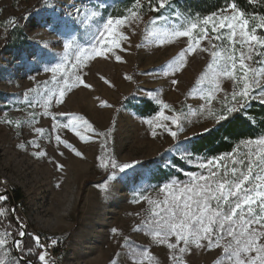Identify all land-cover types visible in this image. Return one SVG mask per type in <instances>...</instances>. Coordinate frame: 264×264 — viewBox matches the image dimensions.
I'll return each mask as SVG.
<instances>
[{"label":"rangeland","instance_id":"1","mask_svg":"<svg viewBox=\"0 0 264 264\" xmlns=\"http://www.w3.org/2000/svg\"><path fill=\"white\" fill-rule=\"evenodd\" d=\"M36 1L0 0V193L6 191V208L15 210L10 215L11 219L16 226L18 220L25 231L39 236L47 254H52L58 264H131L125 237L128 244L148 249L153 256L152 264H175L169 257L178 253L171 252L166 245L155 244L143 231L135 230L142 220L149 218L151 208L146 201L133 203L136 193L147 189L143 195L162 200L164 194L159 192L158 186L172 178L186 182L188 177L185 173L203 171L197 167L198 163L228 153L206 157L192 154L189 149V143L198 134L206 132L205 128L218 127L219 123L212 118L192 117L186 120L176 141L161 129H157V135L153 137L145 121L155 118L160 111L162 105L155 103L157 99L181 114L190 108L198 111L201 104L208 107L205 101L191 93L194 88L210 87L207 81L199 85L197 81L207 73L212 57L209 52L198 50L185 58L181 71L164 75L167 66L186 47L187 38L164 44L152 42L148 33L153 26L149 21L159 15L149 11L143 14L142 21L122 29L129 39L121 42L122 51L116 50L121 61L117 62L114 56L86 61L80 75L91 88H74L66 93L63 104L49 109L51 112L79 115L95 129V134L89 133L92 138L87 142L80 141L67 130L60 132L62 138L82 153L77 157L63 145H56L51 138V117L41 116L45 89L55 87L51 74L45 73L44 69L64 56L65 39L75 37L79 43L87 44L101 26L99 18L81 23L84 10L96 9L106 19L112 16L110 10L121 0H45L42 7L25 14L18 29L16 17ZM175 13L177 11L170 7L161 14L174 19ZM64 21L69 22L68 29L64 28ZM7 29L11 30L8 45L5 43ZM222 31L226 34V30ZM209 32L211 35L210 29ZM223 45L227 46L226 40ZM202 46L211 50L208 41L202 42ZM101 76L110 81V85L105 84ZM126 76L131 79H126ZM172 79L178 80V84L173 85ZM45 81H48L46 85ZM220 84L223 91L216 93L211 105L217 112L221 111L225 96L230 100V94L236 87L226 78H222ZM30 88L36 91L29 93ZM127 97L134 98L135 105L140 104L139 98L149 99L158 110L141 116L131 105L121 103ZM28 101L39 106L31 108ZM101 102L110 107H102ZM254 102L260 104L252 100L249 107L241 111L252 124L255 121L246 110ZM32 112L36 113L38 122L28 124L26 122ZM165 114L172 115L167 110ZM58 119L63 121L65 117ZM5 120L13 123L6 124ZM17 121L21 122L19 128L16 127ZM34 127L45 129L43 137L36 136ZM104 133L108 134L107 141L102 135ZM261 138H264V130L251 140ZM33 139L37 140L38 148L28 144ZM246 141L238 143L230 152L235 150L237 158H244L246 153L257 147L246 144ZM20 144L25 147H18ZM105 145L107 151L104 150ZM185 150L192 154L191 162L179 158ZM37 151H45L47 155L37 158L33 155ZM109 156L119 163H138L114 183L112 194L105 198L99 186L110 169L100 167L97 157L107 159ZM174 159L185 167L176 165ZM225 163L230 165L231 160ZM57 164L63 165L62 169L57 170ZM164 171L172 175L157 181L163 177L161 173ZM18 192L21 197L14 200L13 196ZM113 228L118 230L117 235H113ZM3 230L0 227V231ZM12 231L15 233L16 229L12 228ZM52 240L58 243L52 246ZM35 248L40 254L42 249L36 243ZM9 251L14 259V249L9 247ZM221 251L194 249L183 254L182 258L185 264H216ZM8 259L0 249V261Z\"/></svg>","mask_w":264,"mask_h":264},{"label":"snow or ice","instance_id":"2","mask_svg":"<svg viewBox=\"0 0 264 264\" xmlns=\"http://www.w3.org/2000/svg\"><path fill=\"white\" fill-rule=\"evenodd\" d=\"M257 2L258 0H248L249 4ZM146 4L147 11L161 13V10L171 7V0H146ZM144 9L145 0H132L131 5L125 9V14L108 16L106 19L96 9L84 10L81 13V23L99 18L102 21L101 26L87 44L79 43L75 37L65 39L64 56L57 63L44 69L45 73L51 74V82L55 87L45 89L41 116L51 117L53 121L51 138L56 145H63L77 157H81L82 153L62 138L60 132L67 130L80 141L87 142L92 138L89 133L95 134V129L88 120L79 115L51 112L49 109L54 105L63 104L66 93L72 89L80 86L91 88V85L80 75V69L86 66V61L97 57L109 59L112 56L117 62L121 61L122 58L116 54V50L122 51L121 42L129 39L122 29L142 21ZM249 16L259 23L252 26ZM174 17L171 19L161 14L152 18L149 23L153 27L148 35L152 38V42L158 44L181 37L187 38L186 47L167 66L164 75L181 71L185 58L198 50L209 52L212 62L207 65V73L200 77L197 84L207 81L210 87L194 88L191 93L205 101L208 107L201 104L198 111L190 108L186 113L181 114L162 100H155V103L162 107L155 118L145 121L153 137L157 135V129H161L176 141L184 130V122L192 117L212 118L216 123H220L226 121L232 114L248 108L252 100L264 105V35L257 34L258 29H264V15L255 12L246 13L238 7L235 0H232L225 8L202 18L183 16L181 13H175ZM63 26L68 29L69 22L64 21ZM222 30H226V34ZM225 40L227 46L223 45ZM204 41H208L211 50L202 46ZM214 41L219 43H213ZM70 56L74 59H69ZM125 78L131 79L127 76ZM222 78L231 80L236 87L230 94V100L227 95L225 96L222 109L217 112L211 105L216 99V93L223 91L220 84ZM100 79L110 85V81L104 77L101 76ZM47 83L48 81H45V85ZM171 83L176 85L178 80L172 79ZM34 91L36 89H28L29 93ZM25 98L27 99V93ZM28 105L31 108L39 106L31 101H28ZM101 106L110 107L104 102H101ZM165 110L172 115H166ZM29 116L30 120L26 123L38 122L35 112L29 113ZM58 117H65V120L62 121ZM4 123L11 125L13 122L5 120ZM20 126L21 122L17 121L16 127ZM205 131L209 129L205 128ZM33 132L37 137H43L45 129L34 127ZM102 135L107 141L108 134ZM28 144L39 147L36 139L28 141ZM246 144H255L257 147L246 153L244 158H237L233 150L226 155L198 163L197 167L203 171L185 173L188 177L186 182L172 178L158 186L159 192L164 194L162 200H153L143 195L147 189L136 193L133 203L146 201L151 208L149 218L142 220L135 230L143 231L155 244L166 245L171 252L178 253L169 257L175 264H185L183 254L194 249L209 252L221 249V256L216 264H264V138L248 140ZM18 147L24 148L25 145L20 144ZM104 150L107 151L106 145ZM176 150L179 151V146ZM33 155L40 158L47 153L37 151ZM60 155H63V152ZM191 157L192 154L185 150L180 153L179 158L191 162ZM97 159L100 167L110 169L109 175L99 186L105 198L112 194L114 183L138 163L136 161L119 163L112 156L107 159L104 157ZM229 159L230 165L225 163ZM62 167L63 165H56L57 170ZM7 199L6 191L0 193V204ZM14 211L0 207V227L4 229L0 231V249L10 258L0 261V264H33L32 260L28 259L33 254L32 249L24 246V237L29 235L24 225L17 220L18 231L14 233L12 223L8 220ZM111 231L113 235L118 234L115 228ZM32 239L42 249L38 261L40 264H48V254L45 246L40 243V237L33 235ZM124 240L131 264H152L153 256L148 249L128 244L127 237ZM57 243L56 240L51 241L52 246ZM9 246L20 255L12 259Z\"/></svg>","mask_w":264,"mask_h":264},{"label":"trees","instance_id":"3","mask_svg":"<svg viewBox=\"0 0 264 264\" xmlns=\"http://www.w3.org/2000/svg\"><path fill=\"white\" fill-rule=\"evenodd\" d=\"M232 2V0H171V9L181 13L183 16H191L192 18H202L205 15H209L212 12H217L218 10L225 8L227 3ZM238 7L245 11L246 13H253L259 15H264V0H258L256 4H249L248 0H235ZM45 3V0H37L34 5L28 9L25 13L20 14L16 17V23L18 29L23 22L24 16L26 13L33 12L36 9L42 7ZM132 3V0H121L116 4L110 11L113 17L120 16L125 14V9L129 7ZM146 0H145V9L143 14L147 13L146 10ZM163 10H161L162 13ZM161 13H154V15H160ZM250 24L255 26L259 23L258 20H252L249 16ZM21 33V31L19 32ZM258 34L264 35V29H258ZM11 42V30L7 29L5 43L8 45ZM139 105L133 104L134 98L127 97L125 101L122 100L121 103H126L131 105L136 112L141 116L151 115L157 112L158 107L149 99L139 98ZM248 115L253 117L254 123L252 124L247 117L243 116V112H238L232 114L226 121H221L218 124L217 128H211L209 131L203 132L195 136V138L189 143V149L192 154H203L206 157L209 156H218L224 153H229L238 143L254 139L259 134V131L264 130V105L258 104L256 102L251 104V107L246 110ZM176 165L184 168L185 166L178 162V160H173ZM169 172H162L161 176L156 180L160 181L161 179L168 178ZM21 197V194L16 193L13 196L14 200H18ZM8 202H3L0 206H7ZM20 218L22 215L19 214ZM8 220L12 223V228L18 231L17 226L14 221L11 219V216L8 217ZM29 235L24 237V246L25 248L32 249V255L28 257L31 259L33 264H40L38 261L39 251L35 248L34 240L32 239V234L29 231H26ZM11 248V246H9ZM20 255V253H19Z\"/></svg>","mask_w":264,"mask_h":264},{"label":"built area","instance_id":"4","mask_svg":"<svg viewBox=\"0 0 264 264\" xmlns=\"http://www.w3.org/2000/svg\"><path fill=\"white\" fill-rule=\"evenodd\" d=\"M48 262H49L48 264H58L56 258L52 254L49 255Z\"/></svg>","mask_w":264,"mask_h":264},{"label":"water","instance_id":"5","mask_svg":"<svg viewBox=\"0 0 264 264\" xmlns=\"http://www.w3.org/2000/svg\"><path fill=\"white\" fill-rule=\"evenodd\" d=\"M14 254H15L16 256H18V253H17V252H15V251H14Z\"/></svg>","mask_w":264,"mask_h":264}]
</instances>
